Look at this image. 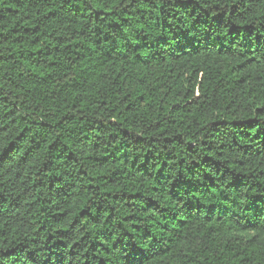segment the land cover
Returning <instances> with one entry per match:
<instances>
[{"label": "trees", "instance_id": "obj_1", "mask_svg": "<svg viewBox=\"0 0 264 264\" xmlns=\"http://www.w3.org/2000/svg\"><path fill=\"white\" fill-rule=\"evenodd\" d=\"M0 264H264V0H0Z\"/></svg>", "mask_w": 264, "mask_h": 264}]
</instances>
